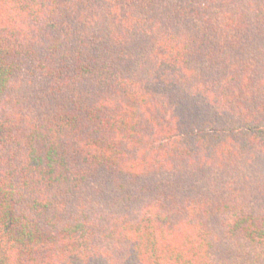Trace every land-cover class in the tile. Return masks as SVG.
<instances>
[{"label": "trees", "instance_id": "1", "mask_svg": "<svg viewBox=\"0 0 264 264\" xmlns=\"http://www.w3.org/2000/svg\"><path fill=\"white\" fill-rule=\"evenodd\" d=\"M0 264H264V0H0Z\"/></svg>", "mask_w": 264, "mask_h": 264}]
</instances>
